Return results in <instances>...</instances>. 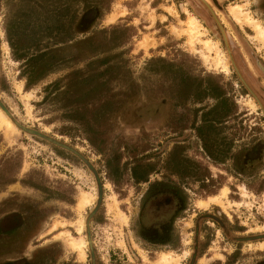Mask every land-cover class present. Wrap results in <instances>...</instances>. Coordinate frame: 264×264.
Here are the masks:
<instances>
[{
	"label": "rangeland",
	"instance_id": "374dc122",
	"mask_svg": "<svg viewBox=\"0 0 264 264\" xmlns=\"http://www.w3.org/2000/svg\"><path fill=\"white\" fill-rule=\"evenodd\" d=\"M218 2L259 102L188 0H0V223L18 225L0 264H248L264 255V70L255 65L264 66V19L257 0ZM235 22L253 34L237 36ZM259 138L263 159L247 174L255 179L238 180V146ZM169 191L183 200L162 223L168 244L155 246L140 229L159 204L143 197Z\"/></svg>",
	"mask_w": 264,
	"mask_h": 264
},
{
	"label": "flooded vegetation",
	"instance_id": "af4514ba",
	"mask_svg": "<svg viewBox=\"0 0 264 264\" xmlns=\"http://www.w3.org/2000/svg\"><path fill=\"white\" fill-rule=\"evenodd\" d=\"M188 2H189L190 9L193 10V12H191V14H194L195 16H197L200 23L201 24L203 23L202 25L207 29V32L209 31V29L212 26L211 22H209V21H212L213 25L215 26L216 32L220 36V41H219L220 43L218 41L217 42L219 43V45L221 44L220 47L224 50V52L227 56L229 69L231 67L235 71L237 78L245 86V89L247 90V92L250 93V95L253 97L254 100L258 101L256 95L247 86L246 81L244 80L245 78L243 76V72H242L239 64L237 63V61L235 60V58L232 55V53L234 51L233 50L234 49V46H233L234 45V40H233L234 35H230L228 26L225 24V21L223 20V18H221V16H220L221 13L218 12V11H220V7H219L220 4H219L218 0H195V2L193 4H192L191 0H188ZM254 8L259 10V12L262 15V18L264 19V0H257V4L255 5ZM181 11L183 12V10H181ZM184 13H185V11H184ZM251 13H252V11H251ZM231 19L233 21H235L233 18H231ZM260 20L262 21V19H260ZM207 22H209V23H207ZM235 24L238 26L236 28V31H235L237 36L238 35L241 36V33H240L241 31H243L245 33L247 31V33L250 36L253 34V32L251 34L248 32L249 30L252 31L248 26L245 25L243 27H239V25L236 22H235ZM214 41H216V40H214ZM255 65L258 66V68H261L262 70H264V66L261 62L255 63ZM261 112L262 111H260V113ZM249 113H252V112H249ZM255 113L258 114L257 112H255ZM260 115L262 116V118L264 120V114L261 113ZM251 135H252V137L255 136L253 134H251ZM249 144L250 145L247 146V148H242L243 150L241 149L240 146H238V150H237L238 152L233 157V165H234L235 174L237 175L238 180L241 178H246L245 176L248 174V172H250L251 169L254 170L256 168V166L258 164H260V162L263 159V145L260 142V138L252 140V142H250ZM244 145H246V144H244ZM260 145H262V146H260ZM239 149L241 151H239ZM247 176H248V178H251L253 180L255 179L254 174H249ZM135 178L138 179L137 182H139V183L147 181L146 177L140 178V177L136 176ZM143 199H144V203H146L145 205H152L150 203L159 204L158 207H160V208L163 207L164 211L158 212L157 211L158 207L156 205L157 214H155L154 216L151 215V218H155L154 219L155 222L154 223H148L147 226H142L140 229V231H142V232H144V230H146L150 233H153L154 236H150L149 238H146V236L143 233L142 234L144 236L141 234L140 235L142 236V238H144L148 242H151L155 246L165 245L168 242V240L166 238V234L163 236V232H164V230H167V229L162 226L163 225L162 223H166V222H164L165 219L170 218V216L167 217L168 213L172 212V215L176 214V206L178 205L179 207H181V203H179V199L183 200V197L180 195L178 196V194H176L175 191H169L167 194H165V193H154V194H147L146 195V193H145V196L143 197ZM182 204H184V202H182ZM141 210L143 212L141 211L142 213H141V215L139 214V216H140L141 220H144L145 215H147V216H149V215L146 212V210L144 211V208H142ZM88 224H89L88 222H85L83 231L85 232L84 236L88 242L87 247H88V251L90 252V249L92 247V240H91L90 236H88V232H87ZM17 226L18 225L10 226L9 222L6 219H4V221H2L0 223V244L7 242V241H10V239L12 237H14L13 235H16V233H14V231L16 230ZM46 259H47V257H45V263L48 261V259L47 260ZM10 261L11 262H5V264H22L20 262V260H18V259H14V260L12 259ZM91 262H92L91 264H95L94 259H92ZM237 262H235V261H232L231 263L225 262V264H237ZM248 264H264V255L256 256L255 259L251 260Z\"/></svg>",
	"mask_w": 264,
	"mask_h": 264
},
{
	"label": "bare ground",
	"instance_id": "6f19581e",
	"mask_svg": "<svg viewBox=\"0 0 264 264\" xmlns=\"http://www.w3.org/2000/svg\"><path fill=\"white\" fill-rule=\"evenodd\" d=\"M116 17L114 15V13L111 15V16H108V19L110 20H113V18ZM197 24L195 23V19L194 18H191L189 19L188 21V24H187V29L185 30V32L187 33V35L189 36V39L190 40H193V39H196L197 38V35L198 33L200 32L198 29H197ZM256 28H257V31H258V35L264 40V28H262L259 24L256 25ZM260 38V39H261ZM206 44L208 46L211 47V43L209 41L206 42ZM217 63H220L222 64L221 62H217ZM223 68L225 69V66H223ZM7 114V113H6ZM1 115V114H0ZM90 201V197L89 196H84L81 200H80V205L83 206V205H86L88 204ZM75 245L77 247H81L82 243L79 242V243H76L75 242ZM170 258V257H169ZM166 260V257H163L162 256V261H165ZM164 264V263H163Z\"/></svg>",
	"mask_w": 264,
	"mask_h": 264
}]
</instances>
